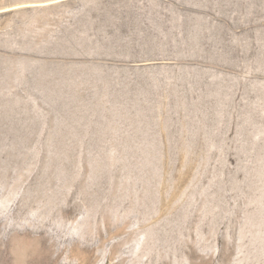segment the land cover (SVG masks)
<instances>
[{
    "label": "rangeland",
    "instance_id": "obj_1",
    "mask_svg": "<svg viewBox=\"0 0 264 264\" xmlns=\"http://www.w3.org/2000/svg\"><path fill=\"white\" fill-rule=\"evenodd\" d=\"M1 223L27 264H264V0H0Z\"/></svg>",
    "mask_w": 264,
    "mask_h": 264
},
{
    "label": "bare ground",
    "instance_id": "obj_2",
    "mask_svg": "<svg viewBox=\"0 0 264 264\" xmlns=\"http://www.w3.org/2000/svg\"><path fill=\"white\" fill-rule=\"evenodd\" d=\"M2 223L0 225V264H27L28 243L26 236L24 233H15L12 236L7 226ZM48 264H55V262L50 261Z\"/></svg>",
    "mask_w": 264,
    "mask_h": 264
},
{
    "label": "water",
    "instance_id": "obj_3",
    "mask_svg": "<svg viewBox=\"0 0 264 264\" xmlns=\"http://www.w3.org/2000/svg\"><path fill=\"white\" fill-rule=\"evenodd\" d=\"M60 1V0H59Z\"/></svg>",
    "mask_w": 264,
    "mask_h": 264
}]
</instances>
